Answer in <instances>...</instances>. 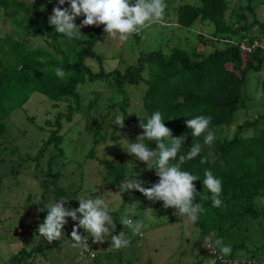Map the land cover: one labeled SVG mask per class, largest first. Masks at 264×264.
<instances>
[{
    "label": "rangeland",
    "instance_id": "1",
    "mask_svg": "<svg viewBox=\"0 0 264 264\" xmlns=\"http://www.w3.org/2000/svg\"><path fill=\"white\" fill-rule=\"evenodd\" d=\"M14 1L22 7H30L31 12L24 14L20 10L17 11L19 5L16 4L9 16L0 9V42L2 40L3 46L6 39L10 38L20 41L26 49H45L56 45L69 58L74 59L79 50L78 44L56 33L48 21L58 0ZM166 3L163 23L151 24L133 34L127 41L108 37L103 30L104 25L93 26L99 35L94 51L102 57L101 67L104 72H122L127 66L135 65L138 57L150 52H159L167 57L173 48H177L198 61L214 49L229 45L222 41L224 39L213 35L211 25L210 27L196 22L189 28H181L175 24V9L182 4H195V0H166ZM227 5L226 18L233 26L237 24L235 13L243 16V19L237 17L238 23L247 26L250 16L246 5L253 8V13L262 23L263 29L253 25L250 37L264 47V0H229ZM61 7H68L67 2ZM83 19V16L77 17L75 23L79 25ZM80 31L84 35L81 40L93 32L89 26L82 27ZM85 64L93 72L98 70L94 60L86 59ZM144 66L146 67L145 64ZM262 75V71L249 72L244 77L238 109L231 123L210 129L215 138L228 140L236 134L239 126L264 114ZM140 76L146 80L147 71L144 69ZM122 88L124 92L119 94L114 85V77L79 85L76 93L80 98V111L73 114L69 122L61 120L59 123L57 135L61 138L59 147L63 155L55 156L57 151L50 145L38 161L37 167L29 158L35 156L54 130L45 122L52 124L54 115L57 112L64 113L67 105L73 102L70 99H62L52 108L45 98L33 93L23 107L9 114L5 120V132L0 137V264H9V259L22 248L29 251L38 245H41L40 252H34L29 258L25 257L21 263L16 264H197L201 255L202 264H213L205 250L208 241L187 216L176 215L174 208H164L162 201L149 200L139 191L120 193L118 187L121 183L107 186L104 179L106 168L98 162L100 160L115 164L127 177L128 162L131 161L134 165L133 171L138 174L136 178L143 181V187H150L159 180L154 170L147 169L144 163L126 151L127 142L123 139L135 142L136 137L142 133L127 125L112 131L116 116L121 115L119 106L124 99L127 119L144 116L142 96L146 90L145 83L140 81L131 86L124 83ZM262 128L264 126L258 125L243 128L239 135L254 136L257 129ZM206 156L211 161L209 150ZM47 169L51 174H60L57 187L66 192L65 195L71 194L69 198H73L78 205L79 201L76 199L81 197L104 198L116 223L113 234L123 231L125 237L130 240L129 245L114 249L110 245L111 237H106L104 243H93L90 237L89 246L96 252L95 258L90 260L86 256L78 255L80 248L73 247L74 242L64 237L51 243L43 236L35 239L34 227L38 229V226L34 223L38 221L43 208L46 210L48 203L62 200L54 198L50 185L44 187L43 180L46 179ZM49 179L47 178V182ZM117 193L121 195L122 200ZM135 202L139 204H133ZM64 206L74 208L69 201L68 205L65 203ZM256 206L263 212V216L256 224H251L250 232L253 236L245 238L242 233H231L232 235H228L223 242L225 245H231L244 236V248L252 252L248 254L260 258L264 252V198H258ZM126 210L134 222H142L143 227L139 234H134L131 228L120 224ZM46 215L47 213L43 218ZM67 220L68 225L77 223L71 218ZM62 231L64 233L65 229ZM214 234L212 232V236L207 237L213 239ZM209 249L212 252H220L214 243ZM248 254H242L240 251L237 253L242 256Z\"/></svg>",
    "mask_w": 264,
    "mask_h": 264
},
{
    "label": "trees",
    "instance_id": "2",
    "mask_svg": "<svg viewBox=\"0 0 264 264\" xmlns=\"http://www.w3.org/2000/svg\"><path fill=\"white\" fill-rule=\"evenodd\" d=\"M228 1L195 0V4L186 3L175 9L177 26L189 28L196 22L211 25L213 35L224 39L222 41L225 44H229L226 46L224 44L225 47L222 49H214L198 61H195L184 50L173 48L167 57L159 52H150L138 57L135 65L127 66L122 72L118 70L104 72L101 67L102 57L94 51L99 35L93 26H89L93 32L87 38L71 40L79 46L74 59L69 58L56 45L45 49H26L20 41L6 39L3 46L1 40L0 137L5 132V120L9 114L23 107L33 93L45 98L52 108L62 99H70L73 104H68L64 113L57 112L52 124L49 121L45 122L54 130L50 132L35 156L29 158L37 167L38 161L50 145L57 151L55 156L63 155L59 147L61 138L57 135L60 129L59 123L61 120L69 122L72 115L80 111V98L76 93L79 85L114 77L116 91L123 94L122 85L124 83L131 86L143 81L146 85L142 96L144 116L127 119L124 99L119 106L121 114L125 117L124 125L137 128L143 133V129L139 126L140 123H146L154 112L159 111L162 114L163 123L171 129L173 137L185 136L179 154L186 155L191 145L201 144L200 154L181 165V170L199 178L193 182L197 193H200L194 203L200 202L204 210L200 213L195 225L205 237L212 236L214 232L213 243L216 239H226L231 233H242L245 238H251L253 236L250 232L251 224H256V221L263 216V212L256 206V200L264 198V128L257 129V133L249 137L240 136L239 132L243 128L255 125L264 126V114L252 122L239 126L232 138L223 141L215 138L211 145L204 144L205 134L192 137L191 129H188L185 123L186 120L197 115H204L211 117L210 129L229 125L238 109L239 95L244 86L243 79L249 72H263L261 87L264 90V54L262 53L264 47L250 37L253 25L260 30L263 29V25L253 13V8L246 5L250 16L249 23L247 26L239 24L237 17L243 19V16L235 13L237 24L233 26L225 14ZM15 4L19 5L17 11L20 10L24 14L31 12L30 7H22L14 0H0V9L9 16L13 13ZM230 38L236 40L233 41ZM86 59L97 63L96 72L86 66ZM57 68L65 71L66 75L63 78L56 75ZM144 69L147 71L146 80L140 76ZM116 128L115 123L112 131ZM145 142L150 149L155 150V141L146 140ZM207 150L210 151L211 161L206 156ZM202 159L205 162L201 163ZM98 162L106 168L104 179L108 185L123 183L129 178L125 176L122 169H117L110 161L100 160ZM176 162L171 161V163ZM205 170H211L214 176L222 181L220 198L223 203L221 207L213 206L212 194L203 185ZM59 175L58 173L51 174L47 169L46 179L43 180L44 187L50 185L54 191V198L67 199L74 208H77L79 205L73 198H69L71 194L65 195L66 192L57 187ZM47 178H50L49 182ZM205 197L208 198L205 199ZM44 210L43 208L42 214L34 225L38 226L43 222V216L47 213ZM74 225V223L66 224L64 229H71ZM34 228L36 229L35 239L42 237L38 234L37 227ZM79 232L90 239V234L83 229H79ZM63 237L67 239L66 236ZM243 237L230 245L232 249L230 255L223 256L221 252L218 253L224 258H243L262 264L264 252L261 253L260 258L248 254L252 252L244 248ZM40 247L41 245L35 246L29 251L22 248L9 259V264L21 263L25 257L29 258L32 253L40 252ZM239 251L248 255H237ZM207 257L213 264H217L214 258Z\"/></svg>",
    "mask_w": 264,
    "mask_h": 264
},
{
    "label": "clouds",
    "instance_id": "3",
    "mask_svg": "<svg viewBox=\"0 0 264 264\" xmlns=\"http://www.w3.org/2000/svg\"><path fill=\"white\" fill-rule=\"evenodd\" d=\"M66 2L68 7H61ZM166 9V0H58L48 21L56 33L62 34L68 40H79L84 37L80 31L82 27L104 25L103 30L108 37H118L120 41H127L143 28L151 24L163 23ZM80 16L84 19L77 25L75 20ZM55 71L60 78L66 75L62 68H57ZM124 119L123 114L116 116L117 127H124ZM163 121L162 114L156 111L146 123H140L143 133L136 137L135 142L123 139L127 142L126 151L144 163L147 169H154L159 178L158 182L150 187H143V181L136 178L138 174L133 171L134 165L130 161L128 162L129 178L118 188L120 193L136 190L149 200L162 201L164 208H174L176 215L187 216L192 223H195L204 210L200 202L194 203L200 193H197L193 182L199 178L181 170V165L199 155L202 146L195 143L191 145L186 155L179 154L185 136L173 137L171 129L166 127ZM210 122L211 117L204 115H197L185 121L187 128L191 129L192 137L205 134L204 144L207 145H211L215 140V134L209 127ZM146 140L155 141V150L148 147ZM171 161L177 162L171 163ZM203 162L205 161L202 159L201 163ZM204 177L203 185L212 194L213 206L221 207L222 181L215 177L211 170H205ZM117 194L121 198V195ZM76 200L79 201L77 208H66L64 205L67 199L48 203L47 215L38 225V234L48 243L61 240L64 236L62 229L68 223L67 218H71L72 221L77 222L71 231V240L74 241L72 246L75 248L90 251L89 238L80 234L79 229L89 233L93 243H104L106 237H111L110 245L114 249L129 245L130 240L125 237L123 231L113 234L116 223L112 219L111 209L104 198L89 196ZM133 204L138 205L139 202ZM120 224L131 228L134 234H139L143 227L142 222H134L129 218L128 210L123 214ZM205 239L208 241V248H211L212 238L205 237ZM214 245L219 247L223 256L231 254V246L225 245L222 239H216Z\"/></svg>",
    "mask_w": 264,
    "mask_h": 264
},
{
    "label": "built area",
    "instance_id": "4",
    "mask_svg": "<svg viewBox=\"0 0 264 264\" xmlns=\"http://www.w3.org/2000/svg\"><path fill=\"white\" fill-rule=\"evenodd\" d=\"M264 54V50L262 52ZM71 229H65L64 231V236L67 237L68 240H71ZM88 244H89V239H88ZM205 250L207 251V254L214 258L217 264H256L255 260H249V259H243V258H224L222 255H220L218 252H212L208 246H205ZM90 251H84L80 248V254L82 256H86L88 259L92 260L95 257V254L91 247L89 246ZM262 264H264V259L261 261Z\"/></svg>",
    "mask_w": 264,
    "mask_h": 264
},
{
    "label": "crops",
    "instance_id": "5",
    "mask_svg": "<svg viewBox=\"0 0 264 264\" xmlns=\"http://www.w3.org/2000/svg\"><path fill=\"white\" fill-rule=\"evenodd\" d=\"M115 184H117V183H115ZM107 186H112V185H108V184H107ZM111 214H112V213H111ZM71 242H74V241H71ZM195 246H197V243L195 244ZM198 250H199V252H200V249H198ZM93 252H95L94 249H93ZM199 252H198V253H199ZM202 252H203V248H202ZM77 253H78V252H77ZM95 253H96V252H95ZM95 253H94V254H95ZM79 254H80V253H78V255H79ZM80 255H81V254H80ZM200 257H201V260L198 261L197 264H202V263H203L202 255H201ZM78 261H79V260H78ZM79 262H81V261H79Z\"/></svg>",
    "mask_w": 264,
    "mask_h": 264
}]
</instances>
